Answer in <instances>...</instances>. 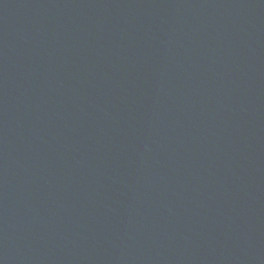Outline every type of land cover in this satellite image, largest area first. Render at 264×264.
<instances>
[{
	"label": "water",
	"instance_id": "1",
	"mask_svg": "<svg viewBox=\"0 0 264 264\" xmlns=\"http://www.w3.org/2000/svg\"><path fill=\"white\" fill-rule=\"evenodd\" d=\"M0 264H264V0H0Z\"/></svg>",
	"mask_w": 264,
	"mask_h": 264
}]
</instances>
